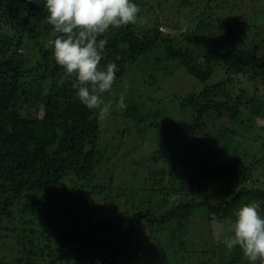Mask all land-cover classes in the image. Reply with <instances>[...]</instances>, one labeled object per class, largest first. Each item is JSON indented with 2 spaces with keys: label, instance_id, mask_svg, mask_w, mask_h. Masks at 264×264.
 Segmentation results:
<instances>
[{
  "label": "trees",
  "instance_id": "trees-1",
  "mask_svg": "<svg viewBox=\"0 0 264 264\" xmlns=\"http://www.w3.org/2000/svg\"><path fill=\"white\" fill-rule=\"evenodd\" d=\"M132 2L143 22L100 37L118 69L100 121L74 78L58 84L43 0H0V242L15 250L0 264H131L139 247L144 264H250L225 241L243 205L264 214V0ZM168 64L193 91L160 96ZM195 210L211 241L188 250Z\"/></svg>",
  "mask_w": 264,
  "mask_h": 264
},
{
  "label": "clouds",
  "instance_id": "clouds-1",
  "mask_svg": "<svg viewBox=\"0 0 264 264\" xmlns=\"http://www.w3.org/2000/svg\"><path fill=\"white\" fill-rule=\"evenodd\" d=\"M39 3L40 0H28ZM47 9V22L52 25L49 45L53 57L63 69L58 84L72 77L79 102L98 113L105 121L113 108L105 102L104 94L111 91L116 80L117 65L109 62L102 66L107 39H101L110 28L135 24L139 19L140 7L132 0H43ZM121 94L117 107L125 109ZM232 250L239 246L250 264H264V214L259 201L249 202L236 212L232 235L226 241Z\"/></svg>",
  "mask_w": 264,
  "mask_h": 264
},
{
  "label": "rangeland",
  "instance_id": "rangeland-1",
  "mask_svg": "<svg viewBox=\"0 0 264 264\" xmlns=\"http://www.w3.org/2000/svg\"><path fill=\"white\" fill-rule=\"evenodd\" d=\"M194 1V0H193ZM263 1L260 2H255L254 4L249 3L251 6H253L255 9L257 8H263L262 6ZM258 4V5H257ZM167 5V4H166ZM173 5L174 4H170L167 5L166 10L163 9V11L161 12V9L158 8V18L160 21H167V17H164V14H166L167 11H169V14H172L173 12ZM250 7H244L243 10H250ZM145 12V10H144ZM168 14V12H167ZM254 17H256V21L259 19V14H254ZM145 21V20H144ZM254 22L257 24V22ZM139 22H143L142 19L137 20V22L135 24H138ZM165 27V26H164ZM184 30V29H183ZM175 34L179 35V33L175 32ZM164 73H162L160 76V78L157 77V82H159V86L163 89H165V91H163V93L160 94V96H169L170 95V87H174L177 91L186 94L187 91H193L195 88L194 85V81L191 77H189V75L185 72V70L182 67H175V65H164ZM131 76H134V73L131 72L130 73ZM216 82V79L213 78V80H210V84H213ZM193 83V84H192ZM258 126H264V120H259L257 122ZM104 138H106V136H104ZM231 140L230 137H224L221 141V145H227L230 144ZM150 147H153L152 145ZM153 150V149H151ZM134 156V154H133ZM139 155L135 154L134 159H138ZM158 158V157H157ZM120 160L119 165H122L123 162ZM104 172V171H103ZM103 172H99L97 175L99 177L103 176ZM122 175H119L117 177H115V181H122V182H127L129 179H131V175L132 173L126 168L124 171H122L121 173ZM129 182V181H128ZM140 190L143 191L142 188H140ZM142 191H138L136 190L137 194L142 197L145 198L146 200V195H143ZM207 219V214L203 211V210H195L194 215H193V219L190 221V234L188 236H185L186 240L188 241V244L190 242H194L196 243L195 247L188 246V250H198L199 247L201 246V244H204L205 242H209L211 241L210 236L208 234V222L205 220ZM195 234H197V236H195ZM165 248H169L168 246L165 245ZM134 249V248H133ZM168 250V249H167ZM15 253V250L10 247L6 241H1L0 242V257L1 258H10L11 255H13V253L11 254V252ZM136 255L138 256L137 259L133 260V262L131 264H144V256H143V250L141 247L136 249ZM99 260V259H98ZM196 258L194 257L193 261L195 262ZM157 264H164V263H157ZM214 264H218V263H214Z\"/></svg>",
  "mask_w": 264,
  "mask_h": 264
},
{
  "label": "built area",
  "instance_id": "built-area-1",
  "mask_svg": "<svg viewBox=\"0 0 264 264\" xmlns=\"http://www.w3.org/2000/svg\"><path fill=\"white\" fill-rule=\"evenodd\" d=\"M161 31H163L164 29L163 28H160ZM96 264H100V263H96Z\"/></svg>",
  "mask_w": 264,
  "mask_h": 264
}]
</instances>
